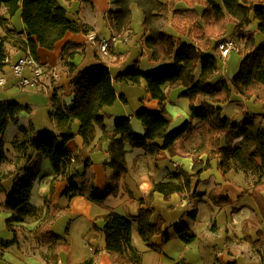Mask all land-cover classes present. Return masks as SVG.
Instances as JSON below:
<instances>
[{
    "label": "crops",
    "instance_id": "0c3cea01",
    "mask_svg": "<svg viewBox=\"0 0 264 264\" xmlns=\"http://www.w3.org/2000/svg\"><path fill=\"white\" fill-rule=\"evenodd\" d=\"M58 2L81 30L67 31L52 50H38V62L44 67L38 85H18V77L10 71L9 64L25 51L15 42V35L8 34L6 38L8 62L0 73L6 79L0 86V102L13 99L25 108L20 111L18 122H9L0 133L4 151L0 163V264H55L57 260L62 264H116V255L105 250L103 219L100 217L110 212L136 217L143 206L141 199L148 195L155 183H178L180 170L191 173L194 158L203 162L207 158L206 152H200L205 134L202 123L190 119L188 99L179 96L183 88L168 89V84L163 85L167 94L164 116L169 121L168 131L185 121L191 122V129L167 149L154 146L151 141L143 145L126 141L125 174L116 173V169L107 164L110 161V140L102 138L103 133L96 124L94 137L86 143L77 134L78 121L73 123V137L65 145L70 151V162H66L64 174L58 176L43 153L28 143H13L23 139L20 127H29L30 124L32 129L25 136L26 140L44 130L60 136L63 131L48 116L53 106L52 98L55 97V102L60 105L71 106L74 99L71 81L82 70L96 65L108 68L117 95L115 102L102 110L108 133H113L116 119L128 117L132 131L142 136L144 127L134 112L141 107L152 112L160 111V104L146 91L143 79L133 84L119 78L129 68L148 72L162 64L150 59L152 51L144 44L147 34L142 27V11L132 5L130 30L116 34L106 19L107 12L116 9L114 0ZM175 8L184 10L187 5L178 1ZM195 8L198 14L204 9L199 5ZM0 14L6 17L5 7L0 8ZM248 16L250 21L244 27L235 29L234 24L228 23L222 40L233 39L237 43L233 35L254 32L258 22L253 12L250 11ZM180 27L184 25L180 24ZM185 27L188 29V25ZM7 28L24 30L20 11L9 19ZM7 28L0 24V38ZM89 31L109 39L106 53H101L86 39ZM164 31L181 42L195 45L187 33L180 35L174 26L169 25ZM116 35L120 38L112 40L111 37ZM21 37L24 38V34ZM256 39L261 43L264 36L256 33ZM216 49H209L218 60L217 74L210 82L218 87L215 84L218 80L229 83L240 72L244 55L232 51L218 58ZM24 75H31L29 68L24 70ZM134 86L140 89L138 93L132 89ZM231 99L220 104L223 116L238 123L246 120L259 122L264 127V101L244 99L239 95ZM155 143L160 144L161 140ZM217 162L212 160L210 168L199 177H192L190 187L182 193H172L164 199L162 193L154 192L150 201L154 210L150 223L159 224L162 230L169 232L167 241L161 234H155L149 242L144 241L136 220L132 221V244L142 254L141 264H175L180 261L188 264H264V213L252 195L255 178L241 170L222 173ZM28 173L34 176L28 200L16 210L8 209L6 196L14 179ZM71 184L74 187L70 188ZM65 190L68 194L63 193ZM93 222L97 228H93ZM180 224H185L195 234L192 242L186 244L175 235L173 227ZM39 230L49 231L57 238L39 240L36 237ZM90 260L91 263H87Z\"/></svg>",
    "mask_w": 264,
    "mask_h": 264
},
{
    "label": "trees",
    "instance_id": "16d2710c",
    "mask_svg": "<svg viewBox=\"0 0 264 264\" xmlns=\"http://www.w3.org/2000/svg\"><path fill=\"white\" fill-rule=\"evenodd\" d=\"M178 1L185 2L187 9H176L175 4ZM114 5L116 9L109 10L106 19L116 34L130 30L132 5L142 11V27L147 34L144 44L152 51L150 59L162 63L152 71L129 68L119 76L133 84H138L143 79L146 91L160 104L158 112H152L145 107L134 112V116L142 122L144 134L139 136L132 131L128 117L115 120L112 134L106 131L102 110L112 105L117 95L108 68L96 65L82 70L71 81L74 93L71 106L60 105L55 102V97L52 98L53 106L48 116L63 131L60 136L44 130L34 138L26 140L25 136L32 129L30 124L29 127H20L23 139L13 143H28L43 153L55 176H58L64 174L66 162H70V151L65 145L73 137V123L78 121L77 134L86 143L94 137L96 124L103 133L102 138L110 140V161L107 164L116 169V173L125 174L126 141L136 145L151 141L152 145L167 149L191 129V122L185 121L179 127L168 131L169 121L164 116L167 94L163 85L168 84V89L182 87L179 96L189 100L190 119L197 120L204 127L200 152L207 153L206 160L203 162L194 158L192 172L180 170L178 175L181 178L178 183H155L148 195L141 199L143 206L136 217L129 218L116 212L100 217L103 219L105 250L116 255V264H141L142 254L132 244V221L136 220L138 232L144 241L149 242L155 234H161L163 240L167 241L169 232L162 230L159 224L150 223L154 211L150 201L154 192L162 193L164 199H168L172 193H182L190 187L191 178L199 177L210 168L214 159L218 160V169L222 173L232 169L241 170L247 176L255 178L252 195L264 213V127L259 122L246 120L238 123L225 117L220 105L232 100V93L244 99L264 101V40L259 43L256 39V33L264 36V0H114ZM197 5L204 7L201 14L195 8ZM1 7H5L6 17L0 14V24L7 28L9 19L20 11L24 30L7 28L5 35L0 38V73L6 65L5 44L8 34L15 35V42L38 61L40 48L52 50L67 31L81 30L76 21L68 18L66 9L58 0H0ZM250 11L258 23L254 32L243 35V50L239 51L240 55H244L241 70L229 83L218 80L215 83L218 87H215L210 81L217 74L218 60L209 53V49L217 47L228 23L234 24L235 29L248 24ZM180 24L184 27L181 28ZM169 25L174 26L180 35L187 33L195 45L181 42L179 38L167 34L164 30ZM187 25L188 29L185 27ZM22 34L24 38L21 37ZM24 108L13 99L0 102V133L9 122H18L19 113ZM238 137L241 138L236 141ZM156 140H161V143H155ZM3 159V144L0 143V163ZM33 179L31 173L14 179L13 187L6 196L8 209L16 210L28 200ZM71 187H74L73 184ZM63 193L68 194V190ZM92 226L97 228L95 222ZM173 231L186 244L195 239V234L185 224L174 226ZM36 237L50 241L56 239L57 235L39 230ZM175 264L188 263L180 261Z\"/></svg>",
    "mask_w": 264,
    "mask_h": 264
},
{
    "label": "built area",
    "instance_id": "2783aa9c",
    "mask_svg": "<svg viewBox=\"0 0 264 264\" xmlns=\"http://www.w3.org/2000/svg\"><path fill=\"white\" fill-rule=\"evenodd\" d=\"M116 40V36L111 37ZM86 39L95 44L101 53H106L109 45V39L98 36L94 31L86 33ZM217 50L221 57L227 56L232 51H238L239 46L233 39H223L219 41ZM6 62L7 59H6ZM10 71L18 77V85L21 87H34L38 85L40 76L44 73V67L36 61L29 51L24 52L16 61L9 64ZM29 68L31 71L30 76L24 75V70ZM6 82L5 76L0 75V86ZM55 264H62L57 260ZM68 264H76L75 262H68Z\"/></svg>",
    "mask_w": 264,
    "mask_h": 264
},
{
    "label": "rangeland",
    "instance_id": "374dc122",
    "mask_svg": "<svg viewBox=\"0 0 264 264\" xmlns=\"http://www.w3.org/2000/svg\"><path fill=\"white\" fill-rule=\"evenodd\" d=\"M14 22H15L16 24H19V21L16 22L15 19H14ZM258 36L261 37V34L258 33ZM117 38H120V37L116 35V39H117ZM233 38H237V43H238V46H239V50H238V51L241 52V51L243 50L244 36L241 37L239 34H235V35H233ZM259 41H260V40H257V42H259ZM240 42H241V43H240ZM215 49H216V48H215ZM215 52H216L217 57L220 58V55H219V53L217 52V49L215 50ZM132 89L137 90V93H138V90H140L137 86L132 87ZM34 90H36V88H34ZM36 91H37V90H36ZM236 95H237V94L234 93V94L231 96V98L234 97V96H236ZM186 99H187V98H186ZM262 101H263V100H262ZM188 102H189V100H188ZM36 111H37V108H36ZM10 128H11V124H10V127H9V128L7 129V131H6V134H7V135H9V133H10ZM46 160H47V159H46ZM75 253L77 254L78 251L76 250ZM70 260H71V259H70ZM151 263H152V261H151Z\"/></svg>",
    "mask_w": 264,
    "mask_h": 264
}]
</instances>
